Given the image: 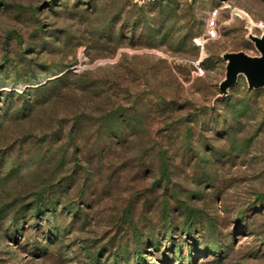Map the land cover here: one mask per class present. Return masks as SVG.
<instances>
[{
	"label": "rangeland",
	"instance_id": "1",
	"mask_svg": "<svg viewBox=\"0 0 264 264\" xmlns=\"http://www.w3.org/2000/svg\"><path fill=\"white\" fill-rule=\"evenodd\" d=\"M263 32L264 0H0V264H110L103 247L132 224L164 235L166 205L186 240L181 204L233 241L192 264H264V89L239 76L219 90L222 55H259ZM25 98L34 112L14 114ZM60 119L80 125L67 146L50 134ZM43 189L56 212L35 222Z\"/></svg>",
	"mask_w": 264,
	"mask_h": 264
},
{
	"label": "trees",
	"instance_id": "2",
	"mask_svg": "<svg viewBox=\"0 0 264 264\" xmlns=\"http://www.w3.org/2000/svg\"><path fill=\"white\" fill-rule=\"evenodd\" d=\"M142 22L146 24V18H142ZM67 78V75H62L52 81H48L43 86H38V84H36V87L32 88V92H48L53 87H59L66 84ZM25 95L26 93L23 92L22 97H19V100L25 97ZM25 99L27 100L23 101V104H20V110L15 111L14 114L30 115L34 112L33 107L35 104L32 105L28 98ZM77 126L80 125L71 124V127H68L67 124L64 123L63 119H60L57 120V123L52 125L50 134L58 144L67 146L69 143L75 141V128ZM115 133L118 134L116 131ZM75 154L76 152L74 151L73 155ZM64 158L65 155L63 159ZM71 177L72 176L62 181L60 185H56L55 187L58 186V189L56 190H59L60 192L66 191V187L69 184L68 180ZM35 198L32 215L34 216L33 220H35V222L36 220L42 221L44 219L47 221L49 218L47 217L48 214L53 217L55 216V208L58 200L54 199L50 192H46L45 189H43L35 194ZM198 212L199 211L187 204H181L177 207V213L184 217L183 225L180 230L188 236L186 240H182V237L177 238L173 234L175 229L172 221L170 220L172 211L171 208L166 205L161 213L165 218V221L161 223V229L164 234L161 238L150 233V236L145 239L146 237L142 232L141 225L139 226L138 223L134 222L136 224H132V226L128 229V233L126 235L128 237L120 243L119 247H117L115 251H112V245L110 247H103L102 251L109 250L107 251V254H105L104 261L110 264H147L144 256V250L148 249L150 245V247L154 248L157 252H163L166 264H192L198 256H202L201 259H203L207 255L212 256L218 252H222L223 247H231L233 245V241L229 240V237H226L223 242L218 239L216 237V228L214 223H212V219L202 218ZM199 226L202 228L198 238L196 239L191 237V232H194ZM204 230H206V233ZM58 232L59 230H57V233ZM184 241H186V243ZM102 251L99 254H102ZM111 254L113 255V259L110 257ZM94 264H102L101 259H97Z\"/></svg>",
	"mask_w": 264,
	"mask_h": 264
},
{
	"label": "water",
	"instance_id": "3",
	"mask_svg": "<svg viewBox=\"0 0 264 264\" xmlns=\"http://www.w3.org/2000/svg\"><path fill=\"white\" fill-rule=\"evenodd\" d=\"M145 0H137L143 3ZM150 2H158L160 0H148ZM249 39L254 43L259 55L250 56L247 53L227 52L222 55L226 62L225 78L219 85L222 97H227L230 89H232L239 76H244L247 80L250 90L264 89V32L260 36L249 35Z\"/></svg>",
	"mask_w": 264,
	"mask_h": 264
},
{
	"label": "built area",
	"instance_id": "4",
	"mask_svg": "<svg viewBox=\"0 0 264 264\" xmlns=\"http://www.w3.org/2000/svg\"><path fill=\"white\" fill-rule=\"evenodd\" d=\"M218 19H219V13L217 10H213L209 13L208 19H207V28H206V39L207 40H214L218 37Z\"/></svg>",
	"mask_w": 264,
	"mask_h": 264
},
{
	"label": "bare ground",
	"instance_id": "5",
	"mask_svg": "<svg viewBox=\"0 0 264 264\" xmlns=\"http://www.w3.org/2000/svg\"><path fill=\"white\" fill-rule=\"evenodd\" d=\"M263 26V25H262Z\"/></svg>",
	"mask_w": 264,
	"mask_h": 264
}]
</instances>
